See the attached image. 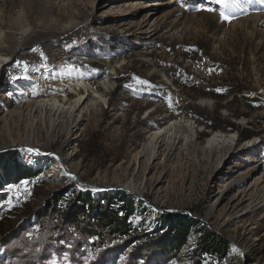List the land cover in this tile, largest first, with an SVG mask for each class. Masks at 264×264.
I'll return each instance as SVG.
<instances>
[{"label": "rangeland", "instance_id": "rangeland-1", "mask_svg": "<svg viewBox=\"0 0 264 264\" xmlns=\"http://www.w3.org/2000/svg\"><path fill=\"white\" fill-rule=\"evenodd\" d=\"M152 4L160 6L146 7ZM209 6L215 11L200 10ZM221 12L232 22L222 20ZM2 57L8 60L0 71V153H17L34 174L25 179L31 181L28 196L24 180L0 186V264H47L49 258L64 264V251H69L70 264H85L95 253L92 264H137L134 252L102 246L62 223L61 216L78 192L101 184L115 189L150 134L173 120L196 124L200 148L215 131L236 134L237 149L256 141L228 157L225 167L240 166L229 179L248 171L252 175L229 197L257 178L264 180V0H0ZM17 62L27 63L28 72ZM80 96L92 105L76 136L67 135L65 114L37 106L43 99L68 105ZM243 130L250 139L242 140ZM29 135L34 149L63 156L74 152L66 164L80 163L82 183L90 186L69 180L55 162L38 166L27 147L9 146L10 140L23 142ZM199 156L180 145L167 155L158 171L165 176V194L148 187L143 197L131 195L143 207L132 219L134 228L153 230L158 211L185 213L229 243L221 264H264V206L234 221L219 211L207 215L224 178L216 183ZM143 179L140 173L134 185ZM34 227L40 231L28 239L26 232ZM231 237L253 245V251L236 248ZM196 238L192 231L178 258L144 264H192ZM60 240L71 242L72 249Z\"/></svg>", "mask_w": 264, "mask_h": 264}, {"label": "bare ground", "instance_id": "bare-ground-1", "mask_svg": "<svg viewBox=\"0 0 264 264\" xmlns=\"http://www.w3.org/2000/svg\"><path fill=\"white\" fill-rule=\"evenodd\" d=\"M153 6H160V4H152L150 6L147 5L146 7L148 8ZM161 6H163V4ZM105 7H109V5L103 6V8ZM7 60V57L0 58V71L6 65ZM89 105L92 104L87 103V98L85 96L76 98L68 105L62 104L57 99H43L37 104V106L43 110L45 109L55 111V113L58 114H65V116L68 118L67 120L70 123V129H68L67 132L68 136L78 135L77 132L80 130V124L82 121H84L85 114L89 110ZM197 133L196 124L191 120L183 118L173 120L162 128L153 131L150 134L148 145L143 151L135 156L134 162L129 164L128 168L126 169V173L123 176H118V181H116V186H114L115 189H124L130 193H134L143 197L144 192L148 190V187H150V189L157 195H164L166 191L163 187L165 176L163 173L158 175V171L163 168L167 155H170L172 152L176 151L180 145L184 152H191L194 155L200 153L199 161L207 165L208 172H210V176L213 177L216 183L224 178L223 186L221 187V190L214 196L215 201L207 211V215L211 216L219 211L220 214L227 216V221H234L239 220L244 215H247L251 212L253 213V211L263 207L264 187L261 185L264 180L262 178L255 179V181H253L249 187L240 190L236 196H228L232 190L239 189V187L244 186L252 176L248 171L241 173L232 179H229L228 175H230V173L237 172L235 170L233 171V169H236L240 166L235 165L232 168L225 167V165L228 163V157H235V155L248 150L251 146L256 144V141H248L237 149L236 134H226L221 131H215L206 139L205 143L200 148L198 147L196 141ZM12 145L33 148V135H29L23 142L10 140L9 146ZM54 155L60 157V160L54 161L55 167H63L66 172L75 175L76 178L82 182L79 176V171L82 168L81 164L77 163L73 167H69L66 164L68 159H72L73 156L76 155L74 152L69 153L66 156L59 155L57 153H54ZM47 158L49 159V157ZM193 159L196 163L197 160L195 158ZM245 160L251 163L255 162L254 159L246 158ZM140 173L144 174V179L140 185H134L133 181ZM152 173H157L158 176L156 177L154 175L155 178L148 177ZM146 174L148 175L147 177H145ZM80 185L83 187H89L90 183L83 182L80 183ZM93 186H95V184H93ZM99 188H102V184L98 187H91L90 190L94 195L97 196L100 195L99 192H105L107 189H110ZM93 189H96V191H93ZM258 222L259 220L256 221V223ZM231 240L234 242L235 247L244 253H250L254 249L253 245L240 244V242L235 237H231Z\"/></svg>", "mask_w": 264, "mask_h": 264}, {"label": "trees", "instance_id": "trees-1", "mask_svg": "<svg viewBox=\"0 0 264 264\" xmlns=\"http://www.w3.org/2000/svg\"><path fill=\"white\" fill-rule=\"evenodd\" d=\"M244 132L247 131L240 133L242 140L250 139L251 135ZM32 174V169L18 160L17 153H0L2 189L29 179ZM142 209V203L124 191L97 196L90 191L78 192L67 202L61 222L85 232L102 246L109 244L108 248L115 252H134L137 264L141 259L146 263L178 258L192 231L197 234L190 250L192 264H221L226 259L229 243L205 223L185 213L158 211L155 228L140 232L134 228L132 219Z\"/></svg>", "mask_w": 264, "mask_h": 264}, {"label": "snow or ice", "instance_id": "snow-or-ice-1", "mask_svg": "<svg viewBox=\"0 0 264 264\" xmlns=\"http://www.w3.org/2000/svg\"><path fill=\"white\" fill-rule=\"evenodd\" d=\"M209 2H211V0H209ZM215 3L217 4H221L223 3V0H215ZM200 10H203V11H207L209 13H212L215 11L214 8L212 7H201ZM220 17L222 20L228 22V23H231L232 22V17H229L227 15H225L224 12H221L220 13ZM33 51H35V49H33ZM16 67L17 68H21L22 67V70L23 72L27 73L28 72V65L27 63H23V62H17L16 63ZM45 67H47V65L45 64ZM13 80H17L19 79V77H12ZM138 83L140 84H145L146 82L143 81V80H138ZM27 153L30 154V156H33L35 158H37V165L40 166V167H43V168H47L52 162L54 161H57V160H60V157L58 156H55L54 154L52 153H47V152H44V151H41L39 149H34V148H28L27 150ZM44 157H49V159H43ZM64 175L71 181H75L77 178L75 175L69 173V172H65ZM23 185H24V195L25 196H28L30 195V189L28 188V185L31 183V181L29 180H24L23 182ZM14 189V186H10ZM93 191H96V189H93ZM11 203V202H9ZM0 207H2V205H0ZM122 214V213H121ZM40 231V228L39 227H34L32 230L30 231H27L26 232V236L28 239H31L34 235V233H38ZM59 244L61 245H64L66 249L68 250H71L73 245L71 242H68V241H65V240H60L58 241ZM99 253H95V254H91L90 256L86 257L85 258V264H92L93 261H95L98 257ZM64 261V264H70V255H69V251H64L62 253V257H61ZM47 264H60V261L58 259H55V258H49L48 261H47ZM139 264H144V261L141 259L139 261Z\"/></svg>", "mask_w": 264, "mask_h": 264}, {"label": "water", "instance_id": "water-1", "mask_svg": "<svg viewBox=\"0 0 264 264\" xmlns=\"http://www.w3.org/2000/svg\"><path fill=\"white\" fill-rule=\"evenodd\" d=\"M80 183H82L79 179H77ZM119 190H122V189H107L105 192L106 193H114L116 191H119ZM84 191H91L90 189L88 190H84ZM125 192L128 194V195H132L133 193H130L128 191L125 190ZM190 216V215H189Z\"/></svg>", "mask_w": 264, "mask_h": 264}]
</instances>
